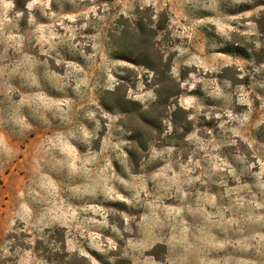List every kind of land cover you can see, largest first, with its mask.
<instances>
[{
	"label": "rangeland",
	"instance_id": "obj_1",
	"mask_svg": "<svg viewBox=\"0 0 264 264\" xmlns=\"http://www.w3.org/2000/svg\"><path fill=\"white\" fill-rule=\"evenodd\" d=\"M0 264H264V0H0Z\"/></svg>",
	"mask_w": 264,
	"mask_h": 264
}]
</instances>
